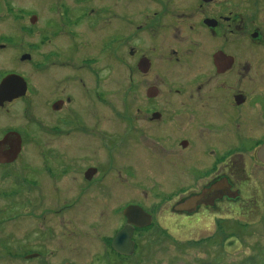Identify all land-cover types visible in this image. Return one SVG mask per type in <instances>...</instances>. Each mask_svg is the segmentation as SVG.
Returning a JSON list of instances; mask_svg holds the SVG:
<instances>
[{
    "label": "flooded vegetation",
    "instance_id": "flooded-vegetation-1",
    "mask_svg": "<svg viewBox=\"0 0 264 264\" xmlns=\"http://www.w3.org/2000/svg\"><path fill=\"white\" fill-rule=\"evenodd\" d=\"M0 21V85L16 76L0 87V177L17 186L0 196L23 192L24 261L47 264L64 225L97 233L98 260L137 264L160 209L171 223L217 217L218 233L223 208L256 207L264 0H0ZM128 207L148 217L126 256L112 241Z\"/></svg>",
    "mask_w": 264,
    "mask_h": 264
},
{
    "label": "rangeland",
    "instance_id": "rangeland-1",
    "mask_svg": "<svg viewBox=\"0 0 264 264\" xmlns=\"http://www.w3.org/2000/svg\"><path fill=\"white\" fill-rule=\"evenodd\" d=\"M6 24L7 21H0V33L4 32ZM110 88L111 99L115 104H120L122 97L119 93V85L114 83ZM2 171L0 168V172ZM17 172L19 175L15 174V176L21 180V171L17 170ZM167 183L164 185L168 186ZM14 184L9 176L6 180L0 177L1 189H9ZM174 184L172 182V185ZM16 188L17 186L11 189ZM262 188L261 193L253 192L256 194L254 197L256 207L251 209L247 206L250 211L238 212L231 207L223 208L226 211L221 213L227 216L223 224L226 233L213 232L217 217H200V221L196 224L194 218L187 221L173 218L171 223L172 219L166 217L167 214L164 213L165 208L160 209L156 222L158 228L140 237V256L136 259L137 264H264V185ZM23 196L22 190L11 198L0 196V264H42L36 261L26 262L21 258L29 250L24 245L21 229L24 224ZM127 196L126 201L131 197ZM113 225L110 224V229ZM192 225L194 228L188 227ZM236 225L242 226L240 228ZM74 227H76L75 223ZM159 228H164L166 231L157 232ZM109 230L105 234H110ZM57 232L60 239L46 243L47 264L50 263L47 259H51L48 250H53L56 258L70 259L76 264H132V261L119 260L111 253L106 254L105 261L102 258L99 260L95 258L94 253L103 251V247L96 240L97 233L93 234V237L84 234V238L82 232L78 233L79 236L77 232L69 233L64 225L61 229L58 227ZM231 232L234 233L233 236L230 235Z\"/></svg>",
    "mask_w": 264,
    "mask_h": 264
},
{
    "label": "water",
    "instance_id": "water-1",
    "mask_svg": "<svg viewBox=\"0 0 264 264\" xmlns=\"http://www.w3.org/2000/svg\"><path fill=\"white\" fill-rule=\"evenodd\" d=\"M11 77L16 76H6L3 79L0 85L1 90H7V88H5L3 84L10 81ZM4 140L7 139L5 138ZM257 156L259 160L264 163V144L260 147ZM125 212L127 217V224L119 232L116 233L112 241V247L115 251L119 252L120 254L131 255L133 251V241L131 240L133 225L140 226L136 223L134 217H137L139 214H141V216H148L141 209L134 207H128ZM148 223L149 220L145 223H142V225H146Z\"/></svg>",
    "mask_w": 264,
    "mask_h": 264
},
{
    "label": "trees",
    "instance_id": "trees-1",
    "mask_svg": "<svg viewBox=\"0 0 264 264\" xmlns=\"http://www.w3.org/2000/svg\"><path fill=\"white\" fill-rule=\"evenodd\" d=\"M223 224H224V223H222L221 225L223 226ZM237 226H240V228H241V226H242V225H237ZM223 228H224V227H223ZM221 231H222L223 233H226L224 229H222ZM221 231H220V232H218V233H221ZM227 233H230V232H227ZM230 235H231V236H233V235H234V233H232V232H231V234H230ZM210 239H211V238H210ZM210 239H209V240H210ZM204 243H206V242H204Z\"/></svg>",
    "mask_w": 264,
    "mask_h": 264
}]
</instances>
